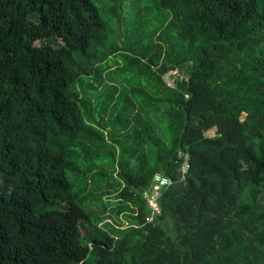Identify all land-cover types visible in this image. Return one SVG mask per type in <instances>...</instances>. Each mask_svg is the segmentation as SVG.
<instances>
[{
    "label": "trees",
    "instance_id": "trees-1",
    "mask_svg": "<svg viewBox=\"0 0 264 264\" xmlns=\"http://www.w3.org/2000/svg\"><path fill=\"white\" fill-rule=\"evenodd\" d=\"M0 264H264V0H0Z\"/></svg>",
    "mask_w": 264,
    "mask_h": 264
},
{
    "label": "built area",
    "instance_id": "built-area-1",
    "mask_svg": "<svg viewBox=\"0 0 264 264\" xmlns=\"http://www.w3.org/2000/svg\"><path fill=\"white\" fill-rule=\"evenodd\" d=\"M171 183V180L169 178H165V177H161V176H156L155 181H154V185L153 187H157V188H162V186L165 185H169ZM157 196H152L151 199H149V204L154 208L157 209L156 203H155V198ZM154 203H153V202Z\"/></svg>",
    "mask_w": 264,
    "mask_h": 264
},
{
    "label": "rangeland",
    "instance_id": "rangeland-1",
    "mask_svg": "<svg viewBox=\"0 0 264 264\" xmlns=\"http://www.w3.org/2000/svg\"><path fill=\"white\" fill-rule=\"evenodd\" d=\"M114 69H115V67H114ZM113 69V70H114ZM166 80H167V82H169L170 84H172V81H171V78H170V80L168 79V76H166ZM244 116V115H243ZM208 134L209 135H212L213 134V131H210V132H208ZM161 191V189L160 188H157V187H153V192H152V195L153 196H158V193ZM151 199V198H150ZM153 202V201H152ZM154 203V202H153Z\"/></svg>",
    "mask_w": 264,
    "mask_h": 264
}]
</instances>
